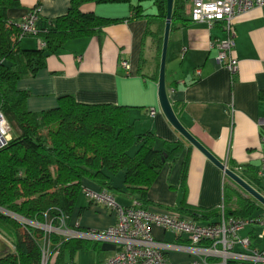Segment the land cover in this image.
I'll list each match as a JSON object with an SVG mask.
<instances>
[{"label":"crops","instance_id":"1","mask_svg":"<svg viewBox=\"0 0 264 264\" xmlns=\"http://www.w3.org/2000/svg\"><path fill=\"white\" fill-rule=\"evenodd\" d=\"M15 1L16 5L6 11L8 20L18 23L29 11L37 8L39 27H50L54 18L66 13L70 2ZM136 4L137 0H130V3L85 4L84 11L122 20L106 25L94 35L69 39L54 53L47 54L44 68L33 77L17 83L18 89L29 92L27 109L32 112L52 109L63 95L73 96L83 103L126 106L128 119L136 134L154 135L158 147L176 142L182 146L177 157L172 162H165L159 170L148 189L149 202L145 207L155 211H167L182 205L199 210L216 209L223 203V185L228 184L256 204L252 214L246 218L247 223L238 231V236H248L251 247L264 248V235L259 236L262 226L256 220L264 216V205L246 194L186 141L161 111L157 96L160 58L152 37L159 30L160 23L155 19L149 22L145 17L130 18L131 6ZM139 4L144 14L156 13L150 1ZM190 6L189 1L186 5L188 18ZM147 28L153 34L147 35ZM234 28L233 55L237 58V69L233 74L217 62V50L211 47L213 41L226 36L220 24L209 27L206 23L188 21L170 29L165 62L166 91L178 120L190 134L226 167L253 168L258 188L244 179L264 194V100L259 98L260 91L264 90V5L237 16ZM38 42L33 35L21 38L23 48H35ZM122 60L129 64L127 73L120 65ZM149 108L155 109L154 116L148 114ZM137 147L132 145L128 154L133 156ZM111 178L112 185L123 187V176L120 184L115 183L113 175ZM86 181L99 188L96 182L90 180H85L83 186ZM126 200L128 205L131 200ZM87 204L89 208L91 204L88 201ZM84 208L80 202L79 215ZM74 209L75 206L71 213ZM217 219L198 221L211 223ZM70 220L69 215L68 226L71 228L99 230L91 227L102 217L92 214L91 220L82 223L78 220L80 224L76 225ZM115 220L114 217L109 223L112 225ZM157 228L152 227L154 236ZM164 232L165 236L170 234L175 240L171 232ZM0 240L6 245V250L0 255L13 250L12 244L1 232ZM235 249L239 250L240 246L236 245ZM84 250L86 252L78 254L76 259L69 260L68 254H65L66 262L93 264L112 255L115 246L109 242H97ZM168 257L173 264H181V257L172 256L170 252Z\"/></svg>","mask_w":264,"mask_h":264},{"label":"trees","instance_id":"2","mask_svg":"<svg viewBox=\"0 0 264 264\" xmlns=\"http://www.w3.org/2000/svg\"><path fill=\"white\" fill-rule=\"evenodd\" d=\"M143 1H150L155 14H144ZM191 0H173L170 29L182 26L190 19L186 5ZM130 18L145 17L158 20L155 38L160 58L166 14V0H137ZM88 3H130V0H70L65 14L52 20L50 27H39L35 48H23L18 23L8 20L6 11L15 0H0V110L9 123L7 145L0 149V208L27 221L60 225L75 206L85 180L94 181L100 190L117 191L124 198L148 205L147 192L165 162H172L181 144H162L150 133L136 134L128 119L127 107L110 103H83L73 96L58 98L56 107L39 112L27 109L29 92L20 90L17 83L33 77L45 67L49 53L58 50L65 41L98 33L103 27L122 18H106L83 10ZM147 35L153 34L147 28ZM144 45V39H143ZM264 100V90L259 93ZM16 128L17 134L11 135ZM137 145L133 156L128 154ZM123 169V187L112 185L111 176ZM240 175L259 186L253 168L244 167ZM110 193V192H109ZM89 202V201H88ZM90 203V202H89ZM225 218L246 219L256 207L255 202L234 187L223 185ZM230 205V206H229ZM233 205L234 207H231ZM188 215L195 220L219 217V206L199 210L192 206L167 209ZM0 232L10 241L13 250L0 255V264H41L42 244L49 243L46 264H71L75 251L88 249L98 241L65 238L38 227L25 224L0 212ZM228 264H234L228 262Z\"/></svg>","mask_w":264,"mask_h":264},{"label":"built area","instance_id":"3","mask_svg":"<svg viewBox=\"0 0 264 264\" xmlns=\"http://www.w3.org/2000/svg\"><path fill=\"white\" fill-rule=\"evenodd\" d=\"M190 2L191 22L206 23L209 27L220 24L225 31V38L216 39L211 43V47L217 50V62L233 74L237 69V58L233 55L234 20L250 9L264 5V0H191ZM37 19V8H33L21 18L18 22L20 38L36 33ZM120 65L127 73L128 62L122 60ZM197 73H200L199 70ZM148 114L154 116L155 109L149 108ZM9 129L7 118L0 110V149L8 143ZM231 169L238 175L242 170L241 167ZM82 192L90 204L103 205L115 211L114 225L106 230L83 231L67 226L64 217L60 218L58 227L52 226L51 223L35 222V224L42 225L44 228H40L45 234L54 232L65 238L109 242L115 246L112 255L93 264H173L168 257L171 251L196 256L193 264H228L229 261L234 264H264V248L251 247L248 236H238V231L247 223V220L225 218L222 213V204L219 205L221 215L216 222L201 223L178 212L151 210L136 200H132L128 205H118L111 193L106 190L95 192L83 188ZM0 212L5 213L1 208ZM256 220L262 226V232L259 234L262 237L264 216ZM153 226L162 227L164 231L171 232L177 241L156 239L152 231ZM236 245L240 246L239 250L235 249ZM41 252V264H46L49 256L47 240L43 242Z\"/></svg>","mask_w":264,"mask_h":264},{"label":"water","instance_id":"4","mask_svg":"<svg viewBox=\"0 0 264 264\" xmlns=\"http://www.w3.org/2000/svg\"><path fill=\"white\" fill-rule=\"evenodd\" d=\"M172 8H173V0H166V14L162 35V44H161V52H160V61H159V71H158V89L157 96L159 106L164 116L168 120V122L177 130V132L192 146L198 149L204 156H206L213 164H215L219 169L222 170L223 174H225L230 180L239 186L246 194L254 198L256 201L264 205V194H261L259 190L254 188L251 184H249L245 179H243L240 175L235 173L231 168L226 167L224 163H222L219 159H217L211 152H209L195 137H193L190 132L180 123L178 120L169 100L166 91L165 85V62H166V53L168 46V38L170 33V25H171V16H172ZM3 210V209H2ZM7 215L13 218H19V216L14 215L10 212L3 210ZM21 218V217H20ZM20 220V219H19ZM6 250V245L4 242L0 240V252H4Z\"/></svg>","mask_w":264,"mask_h":264},{"label":"rangeland","instance_id":"5","mask_svg":"<svg viewBox=\"0 0 264 264\" xmlns=\"http://www.w3.org/2000/svg\"><path fill=\"white\" fill-rule=\"evenodd\" d=\"M17 134V130L16 128H12L11 129V135H16ZM123 169H120L118 171H116V173L113 175V179L115 181V183L120 184L121 182V177L123 176ZM86 189L91 190V191H100V189L89 183V182H85V186ZM111 195L113 196L115 202L118 205H126L127 204V200L126 198H124L120 193H118L117 191H113L110 192ZM82 202L83 206L85 207L81 214L79 215V203ZM92 214L93 215H100L102 217V220L99 221L94 227L91 228H95V229H99V230H106L108 229L110 226L114 225V224H110L109 222H113V218H116V213L113 210H110L109 208L103 206V205H95V204H91L88 208V204H87V199H85L84 195L82 193H80L77 203L75 205V209L73 210V212L70 214V223L71 224H77L79 223V221L82 223L83 221H89L92 219ZM80 218V219H79ZM17 219V218H15ZM21 222L28 224V225H33L34 227H38V228H44L42 225H37L35 224V222H30L27 221L25 219H21L19 218ZM17 219V220H19ZM79 220V221H78ZM80 224V223H79ZM164 230L162 227H158L155 233V237L156 239L159 240H163V239H169L170 241H173L172 239V235L168 234V236H165L164 234ZM66 235V234H65ZM167 237V238H166ZM81 252H86L84 249L83 250H77L75 251L73 258H77L78 254L80 255ZM170 254L172 256H178L182 258L181 264H193V261L196 260V256L194 255H190L188 253L185 252H180V251H171ZM76 263L78 264V262L76 261Z\"/></svg>","mask_w":264,"mask_h":264}]
</instances>
